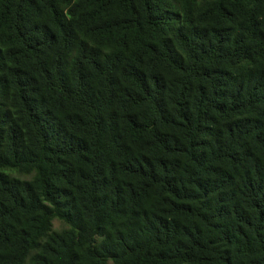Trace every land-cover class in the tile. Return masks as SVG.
I'll use <instances>...</instances> for the list:
<instances>
[{"label": "trees", "instance_id": "obj_1", "mask_svg": "<svg viewBox=\"0 0 264 264\" xmlns=\"http://www.w3.org/2000/svg\"><path fill=\"white\" fill-rule=\"evenodd\" d=\"M0 264H264V0H0Z\"/></svg>", "mask_w": 264, "mask_h": 264}, {"label": "rangeland", "instance_id": "obj_2", "mask_svg": "<svg viewBox=\"0 0 264 264\" xmlns=\"http://www.w3.org/2000/svg\"><path fill=\"white\" fill-rule=\"evenodd\" d=\"M54 226H55V227L58 226V222H57V221L54 222Z\"/></svg>", "mask_w": 264, "mask_h": 264}]
</instances>
